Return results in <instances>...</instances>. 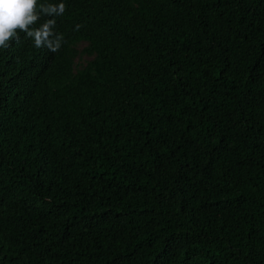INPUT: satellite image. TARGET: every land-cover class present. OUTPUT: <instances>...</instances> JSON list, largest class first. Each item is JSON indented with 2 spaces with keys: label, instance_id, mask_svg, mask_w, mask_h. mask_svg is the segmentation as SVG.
Here are the masks:
<instances>
[{
  "label": "trees",
  "instance_id": "trees-1",
  "mask_svg": "<svg viewBox=\"0 0 264 264\" xmlns=\"http://www.w3.org/2000/svg\"><path fill=\"white\" fill-rule=\"evenodd\" d=\"M59 3L0 48V264H264V0Z\"/></svg>",
  "mask_w": 264,
  "mask_h": 264
},
{
  "label": "clouds",
  "instance_id": "clouds-1",
  "mask_svg": "<svg viewBox=\"0 0 264 264\" xmlns=\"http://www.w3.org/2000/svg\"><path fill=\"white\" fill-rule=\"evenodd\" d=\"M38 0H0V48H8L10 42L18 40V33H25L37 48L46 46L51 51H57L61 45L62 35L53 31L55 21L48 19L38 27H33L41 15H62L65 5L40 4Z\"/></svg>",
  "mask_w": 264,
  "mask_h": 264
}]
</instances>
